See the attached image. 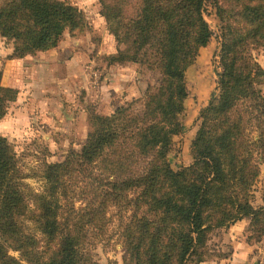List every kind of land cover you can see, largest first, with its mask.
Here are the masks:
<instances>
[{"label":"trees","instance_id":"trees-1","mask_svg":"<svg viewBox=\"0 0 264 264\" xmlns=\"http://www.w3.org/2000/svg\"><path fill=\"white\" fill-rule=\"evenodd\" d=\"M212 1L219 93L197 117L192 163L174 170L168 157L182 133L186 73L212 38L207 0H100L118 46L109 64H137L157 73L158 84L109 115L88 111L83 146L42 165L41 192L27 190L0 136V264H99L93 252L111 212L123 264H187L243 220L247 242L264 240V188L263 205L253 195L264 167V68L252 56L264 51V0ZM87 28L64 1L0 0V37L15 55L47 53L65 32L78 40ZM1 82L0 72V121L19 95Z\"/></svg>","mask_w":264,"mask_h":264},{"label":"rangeland","instance_id":"rangeland-1","mask_svg":"<svg viewBox=\"0 0 264 264\" xmlns=\"http://www.w3.org/2000/svg\"><path fill=\"white\" fill-rule=\"evenodd\" d=\"M60 1L69 3L84 14L88 28L78 40L71 39L65 32L56 50L32 56L31 53L15 55L13 45L0 37L1 83L5 87H15L20 94L16 102L8 105V117L6 115V119L0 121V136L7 139L25 175L26 188L33 192H41L43 188L41 169L44 163H59L69 152L81 149L89 130L88 111L111 114L129 95L135 96L125 103L142 98L147 86L157 85L160 78L157 73L137 64H109L108 60L116 54L118 46L100 16V0ZM204 16L212 38L199 51L186 73L189 98L180 116L182 133L173 138L168 157L174 170L192 163L190 145L196 134L197 117L210 98L219 93L217 81L220 70L216 54L220 46V22L212 0H207ZM252 56L264 68V51H253ZM93 71L98 74L95 84L89 76ZM4 73H8L6 79L3 78ZM263 188L264 167L253 193L255 206L263 205ZM110 221L106 237L96 245L93 254L99 264H123L126 255L117 239L114 212L110 214ZM250 234L244 232L243 241L252 246L255 264H264V240L252 239L249 243L247 238ZM216 243L213 240L207 247L209 249L187 264H199L206 258L213 262L222 260L209 256L213 253L211 250L227 254L226 259H229L233 254L232 248L224 242L214 248Z\"/></svg>","mask_w":264,"mask_h":264},{"label":"crops","instance_id":"crops-1","mask_svg":"<svg viewBox=\"0 0 264 264\" xmlns=\"http://www.w3.org/2000/svg\"><path fill=\"white\" fill-rule=\"evenodd\" d=\"M50 52L52 51H49L47 53H50ZM24 54L26 53H22L21 55H24ZM37 54H46V53H37ZM32 56H35V55L33 54ZM7 77H8V73H4L3 78L6 79ZM134 96L135 95H131V96L129 95L123 100L122 104H124L125 101L132 99ZM109 114H106V115H109ZM4 119H6V117ZM246 224L247 222L243 220L241 222H238L234 225L229 226V228L225 230L223 233V238H225L223 242L226 243L233 250V254L231 255L229 259H224V260L222 259L219 262H213L212 259L206 258L204 259L203 262H200L199 264H255L252 246H250L249 244L243 241V234L245 232Z\"/></svg>","mask_w":264,"mask_h":264},{"label":"built area","instance_id":"built-area-1","mask_svg":"<svg viewBox=\"0 0 264 264\" xmlns=\"http://www.w3.org/2000/svg\"><path fill=\"white\" fill-rule=\"evenodd\" d=\"M92 76V78H93V84H95L96 83V80H97V77H98V74H97V72L96 71H93V72H91V74H89V76Z\"/></svg>","mask_w":264,"mask_h":264}]
</instances>
